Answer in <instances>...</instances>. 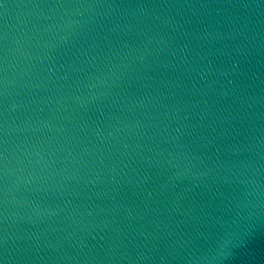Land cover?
Returning a JSON list of instances; mask_svg holds the SVG:
<instances>
[{"label": "water", "instance_id": "water-1", "mask_svg": "<svg viewBox=\"0 0 264 264\" xmlns=\"http://www.w3.org/2000/svg\"><path fill=\"white\" fill-rule=\"evenodd\" d=\"M0 264H264V0H0Z\"/></svg>", "mask_w": 264, "mask_h": 264}, {"label": "clouds", "instance_id": "clouds-1", "mask_svg": "<svg viewBox=\"0 0 264 264\" xmlns=\"http://www.w3.org/2000/svg\"><path fill=\"white\" fill-rule=\"evenodd\" d=\"M227 245L225 244L223 247H226Z\"/></svg>", "mask_w": 264, "mask_h": 264}]
</instances>
